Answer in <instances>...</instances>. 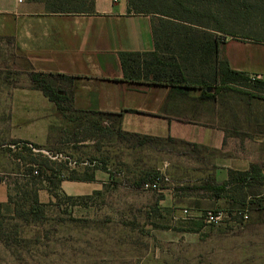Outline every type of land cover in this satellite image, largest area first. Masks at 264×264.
I'll use <instances>...</instances> for the list:
<instances>
[{
	"label": "rangeland",
	"instance_id": "obj_1",
	"mask_svg": "<svg viewBox=\"0 0 264 264\" xmlns=\"http://www.w3.org/2000/svg\"><path fill=\"white\" fill-rule=\"evenodd\" d=\"M254 2L230 0L234 23L227 29L261 36L263 16L249 7ZM158 55L166 65L140 56L128 61L126 76L163 80L180 71L205 82L210 92L223 84L219 76L213 80L210 60L191 64L176 50L160 49ZM232 86L213 99L188 92L169 109L159 105L151 113L77 111L61 100L60 124L35 143L40 149L0 130V188L6 190L0 264H249L256 246L239 237L246 228H264V182L216 191L224 180L215 175L209 148L194 139L197 130L211 127V113H264L260 84ZM89 175L91 181L81 179ZM155 177L157 189L142 186ZM213 210L224 212L217 224L204 220ZM257 235L264 241V234Z\"/></svg>",
	"mask_w": 264,
	"mask_h": 264
},
{
	"label": "crops",
	"instance_id": "obj_2",
	"mask_svg": "<svg viewBox=\"0 0 264 264\" xmlns=\"http://www.w3.org/2000/svg\"><path fill=\"white\" fill-rule=\"evenodd\" d=\"M191 1L186 5L199 14L178 20L128 12L126 0H94L91 14L50 13L41 3L0 0V130L9 138L40 143L60 124L56 103L32 80V74L40 73L71 110L126 115L151 113L164 104L169 109L184 95L167 86L131 81L120 54L163 49L185 56L189 39L200 46L215 40L217 59L231 70L258 73L259 82H264V29L256 39L227 36L219 43L214 0H208L207 18L201 2ZM189 93L202 100L199 90ZM210 121L211 127L197 130L194 139L213 154L216 177L225 181L228 170L254 166L257 178L250 181L264 182V113L217 112L211 113ZM5 199L3 186L0 202ZM258 233L264 234V228H246L239 237L242 244L250 239L249 245L256 246L249 264L264 263V241ZM246 255L243 260L248 262Z\"/></svg>",
	"mask_w": 264,
	"mask_h": 264
},
{
	"label": "trees",
	"instance_id": "obj_3",
	"mask_svg": "<svg viewBox=\"0 0 264 264\" xmlns=\"http://www.w3.org/2000/svg\"><path fill=\"white\" fill-rule=\"evenodd\" d=\"M28 2H37L41 3L44 6V9L46 12L50 13H60V14H91L94 12V0H27ZM127 1V10L128 12H132L135 14H156L160 16H165L172 19H187L190 15H196L199 14V12L196 11V9L191 8L186 5L187 0H126ZM230 0H214L213 5L217 4V23H218V29L219 33L226 34L228 36H231L233 38L237 39H256V31L254 30L253 34H247L242 35L241 33L233 32L229 28V26H232V23H234V10L232 7V4L229 3ZM203 6V17L207 18L209 16V9L207 8L209 6L208 0H192L191 2H188L190 4H198L200 3ZM253 9L258 10L259 13L263 16V25L264 27V0H255L251 6ZM215 18V14L213 11V19ZM229 22L228 24H225V22ZM189 29V28H187ZM264 29V28H263ZM192 37V36H191ZM190 38V37H188ZM219 43H222V39L218 40ZM186 44L187 51H185V56L182 59L183 61H191V64L194 63V61H198L199 64H203L206 61L210 60L212 62V67L210 70L212 71L213 80L217 76H219L223 81V84H215L213 87L212 92H208L207 89L209 88L208 85L205 82H195L192 80H189L187 77H185L183 74L180 73V71L174 73L173 75L168 76V79L163 80H153L149 79L146 81L148 84H156L161 86H167L169 87L173 92L187 96L188 92L191 90H199L200 91V98L201 99H213L215 95L222 89H230L232 88V83H246L251 84L248 81V76L246 73L238 72L235 70H231L226 61H223L221 59H217V45L216 41L214 40L212 45L208 44L206 45H198L195 41H192L191 39L188 40V42L184 43ZM171 51V50H169ZM121 56V62L122 65L125 67L128 64V61L130 62L133 58H138L140 56H150L151 62L150 63H157L166 65L162 58L158 55V52H124L120 54ZM211 57L208 58V57ZM43 74H32V80L36 84L37 88L41 89L43 93L51 100L54 101L59 109H61V106L59 104V101L65 100V97L63 95H59L57 90L53 89L50 84L46 82L45 79L42 78ZM131 79V78H129ZM132 78L131 81H135ZM260 84L261 88H264V82H254L252 84ZM234 89V88H232ZM71 109V107L69 106ZM31 145V148L40 149L41 147L35 143L27 142ZM26 150L30 153V149L26 148ZM34 160V159H33ZM44 169H47L46 161L42 160L41 164ZM258 170L256 167L252 166L247 171H234V170H228V178L220 184L216 191H223L225 187L232 183H243V182H249L250 180L257 178ZM74 179L73 177H71ZM76 179V178H75ZM85 181H91L93 178L91 175L81 178ZM9 198V196H7ZM32 204L37 203V194L34 193V196L31 200ZM33 206H30V209ZM243 210V209H236L235 211Z\"/></svg>",
	"mask_w": 264,
	"mask_h": 264
},
{
	"label": "built area",
	"instance_id": "obj_4",
	"mask_svg": "<svg viewBox=\"0 0 264 264\" xmlns=\"http://www.w3.org/2000/svg\"><path fill=\"white\" fill-rule=\"evenodd\" d=\"M17 1L22 2V0H17ZM247 76H248V81L250 83L257 82L261 79V75L258 73H250V74H247ZM159 182H160V177H155V178H152L150 180H146L145 182H143L142 186L146 189H157L159 186ZM235 213L239 215L243 220L248 218L244 210H238V211H235ZM223 214L224 212L220 210L207 211L204 216V220L209 224H217L218 222L221 221Z\"/></svg>",
	"mask_w": 264,
	"mask_h": 264
},
{
	"label": "water",
	"instance_id": "obj_5",
	"mask_svg": "<svg viewBox=\"0 0 264 264\" xmlns=\"http://www.w3.org/2000/svg\"><path fill=\"white\" fill-rule=\"evenodd\" d=\"M208 92H210L209 88L207 89Z\"/></svg>",
	"mask_w": 264,
	"mask_h": 264
}]
</instances>
